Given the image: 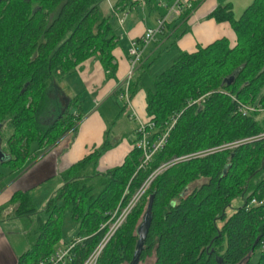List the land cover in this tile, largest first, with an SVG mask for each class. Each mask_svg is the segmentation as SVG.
<instances>
[{
  "label": "trees",
  "instance_id": "1",
  "mask_svg": "<svg viewBox=\"0 0 264 264\" xmlns=\"http://www.w3.org/2000/svg\"><path fill=\"white\" fill-rule=\"evenodd\" d=\"M100 3L0 0V147L6 154L0 163L9 167L8 172L0 170V184L77 130L80 111L78 119L67 110L49 123L52 103L47 90L55 79L76 72L91 57L100 60L109 76L116 75L118 36ZM130 3L136 4L119 0L115 6ZM197 5L185 10L183 18ZM211 17L229 22L236 39L225 36L182 52L155 76L146 112L157 125L156 135L173 114L181 115L147 167L140 168L143 151L133 142L122 164L99 171V158L109 147L105 143L59 174L62 186L49 200L46 218L37 216L34 188L19 190L0 205V221L10 214L36 226L17 264L50 258L61 246L66 218L77 225L75 237L86 238L73 249L68 264H83L105 237L107 230L101 226L109 213L124 195L127 203L163 163L264 133V116L259 117L264 110V0H254L238 19L230 5L219 6ZM138 87L133 81L131 94ZM237 196L244 205L227 217ZM152 197L141 260L155 253V264H254L252 255L260 250L255 264H264V205H250L253 198H264V138L181 160L158 175L98 264H131Z\"/></svg>",
  "mask_w": 264,
  "mask_h": 264
},
{
  "label": "rangeland",
  "instance_id": "2",
  "mask_svg": "<svg viewBox=\"0 0 264 264\" xmlns=\"http://www.w3.org/2000/svg\"><path fill=\"white\" fill-rule=\"evenodd\" d=\"M158 1H156L154 4H157ZM175 1L176 0L169 1L167 10L168 8H171L173 6ZM100 4L104 12L111 16V23L114 26L116 32L120 35L121 29L117 23L118 20L113 16V13L110 12L108 0H101ZM134 5L135 4L130 3L125 8V14L128 13L126 28L130 27L129 25L132 26L133 23L138 22L140 19L142 20L143 18L148 17L149 15L150 6L142 4H137L135 6ZM153 9L155 10V14L159 12V10L155 8ZM121 12L120 13L122 16L123 11ZM125 14L123 15V17L125 16ZM123 45L119 43L116 48ZM147 55H150V51H148ZM175 58L176 55H174L173 52H167V50L164 48L160 58L158 57V59L154 62H152L153 59L150 60L147 65L139 67L134 72L133 80L139 83V87L134 92H132L130 104H128L126 100H121L119 98H117V100L115 99V101L110 97L102 99V96L105 94L103 89L106 87V83L109 82L110 79H115L109 78L104 70L103 82H97L96 87L87 85L84 76L80 73V71L74 72L62 79H55L53 85L47 90V95L49 96L52 103L49 123L54 122L67 110L75 114L74 118L78 119V112H82V109H79V104L74 103L73 101L76 98H80V104L83 105L87 112L86 117L90 116V118L88 117V121L90 119L92 121L88 123V126L86 128L87 131H85V136L90 135L86 138L92 139V145L89 147L88 151H91L93 149L92 146L102 147L106 142L109 146L107 150L103 151V154L99 158V170L105 171L109 168L120 165L123 162L126 154L132 148V139L136 140V122L131 119V115L135 111L142 119H148V115L146 112L147 93L154 88L155 76L166 70L173 63V60ZM92 69L93 70L91 72H95L94 66L92 67ZM116 80L117 79H115V81ZM203 97L199 98L197 101L199 102L203 100ZM95 100L99 101L98 106H95ZM116 101L117 103H115ZM261 111L262 112L259 115L260 118L264 116V110ZM99 118L101 119L102 125L98 120ZM85 121L86 120L83 119L79 123L78 130L76 131L77 136L80 135L82 126ZM6 134L8 136L10 134V131H7ZM69 134H67V136H69ZM67 136H65L52 147L44 150V153L47 150L55 147H60L61 145L65 144ZM255 138H264V133L254 136L250 139H241L235 142L224 143L219 147L211 148L213 150L212 153L217 150L233 149L247 142V140H252ZM33 148H36V144L33 145ZM205 150L207 149L200 150L198 152L202 153ZM199 157L201 158L205 156L200 154L196 158ZM0 170L3 172H8L9 167L0 163ZM57 181V176H55L51 181L45 183V185L39 186V188L33 191L35 203L38 209L37 216H41L43 218L47 217L46 208L48 202L51 199V196H53V194L61 187V184ZM244 202L245 201L242 196H237L226 210L227 217H230L237 208L243 206ZM10 210H12V208ZM10 219L13 220H11V223L6 225L7 229L4 232L7 235L8 244L13 249L15 257L18 258L24 250H27L29 248L30 243L28 240V235L31 233V231L34 230L33 227L35 226V223H31L28 218H15L12 216V218ZM223 222L224 221L219 220V225L222 226ZM76 232L77 225H70L69 219L66 218L63 239L60 245L66 246L67 243L76 235ZM259 255L260 250H257L252 255V262L254 264L257 262ZM155 262L156 255L154 253L153 255L146 257V259L141 260L139 264H155Z\"/></svg>",
  "mask_w": 264,
  "mask_h": 264
},
{
  "label": "crops",
  "instance_id": "3",
  "mask_svg": "<svg viewBox=\"0 0 264 264\" xmlns=\"http://www.w3.org/2000/svg\"><path fill=\"white\" fill-rule=\"evenodd\" d=\"M118 1L119 0H108L110 12H112V6H115ZM134 1L136 3L135 5L142 4L150 6V11L148 17L143 18L142 20L140 19L138 22L133 23L132 26L129 25L130 27L126 28V22L128 18V16L126 15L128 13L125 14V8L127 7V5L125 7H120L121 11H123V15L125 14V23L121 26L117 21L121 29V34L119 35L117 32L116 34L118 36V44L121 43V45H124L114 50V55L116 58L114 60V63L117 64V69L119 68L116 75L109 76L108 71L104 69L103 64L95 57H91L90 59L80 64L76 70V72L80 71V73L84 76L87 85L92 87H96L97 82H103L104 71L109 78L117 79L116 81L115 79H110L109 82L106 83V87L103 89L105 94L102 96V99H106L108 97H110L114 101L115 99L117 100V98L120 99L119 93L125 87L124 82L130 68L129 47L131 41L140 39L147 28L155 27L157 25L159 17L168 12L167 5L171 0H153L152 2H148L147 0ZM156 1H158V3L154 4ZM185 1L198 5L186 18H183L184 13L180 15H177L175 13L170 16L169 23L167 24L166 30L163 35H161L156 42L152 43L147 48V50L150 51V55L148 56V51H146L145 63L142 66L147 65V63L152 59V62H154L158 59V57L160 58L164 48L167 50V52H173V54L177 57L182 52L196 51L200 47L207 46L215 40L225 36L230 38L232 41H235L236 34L231 24L227 21H217L215 18L211 17V13L215 11L219 6L230 5L235 18L238 19L242 16L244 11L254 2V0ZM153 8L159 10V12L155 14V10ZM93 66L95 72H91L93 70ZM132 81L134 80L132 79ZM75 100L78 101L79 107H81L80 109H82L83 112V117L81 118L80 122L83 119L86 120L82 126L80 135L77 136L76 134V131L79 127V122L77 130L74 132H70L65 144L61 145L60 147H55L47 150L45 153L43 152L42 155L35 160H29L17 173L9 177V179L3 184H0V205L7 203L12 198L15 192L19 190H28L31 188H34L35 190L39 188V186L45 185V183L51 181L55 176H57V182H59L62 186V181L59 178L60 173L68 170L73 164L83 159L87 155L93 153L95 150L101 148L92 146L93 149L91 151H88L89 147L92 145V139L86 138L90 135L85 136V131H87L86 128L88 126V123L92 121L91 119L88 121V117L90 118V116L86 117L87 112L83 105L80 104V98H76ZM94 102L95 106H98L99 101L95 100ZM115 103H117V101ZM131 119L136 122V132L137 121L133 118ZM98 120L102 125L101 119L99 118ZM132 142H135V139H132ZM10 209L5 212V215H8L9 212H11ZM13 217L20 218L16 216ZM10 218H12V216L9 214L8 217L0 221V264L18 263V258L15 257L13 249L8 244L7 235L4 232L7 229L6 225L11 223V220H13Z\"/></svg>",
  "mask_w": 264,
  "mask_h": 264
},
{
  "label": "built area",
  "instance_id": "4",
  "mask_svg": "<svg viewBox=\"0 0 264 264\" xmlns=\"http://www.w3.org/2000/svg\"><path fill=\"white\" fill-rule=\"evenodd\" d=\"M193 6L192 3L185 0H176L171 8H168V12L159 17L158 23L155 27H149L146 29L145 33L140 39H135L131 41L129 47V63L130 69L128 75L125 79V87L119 93V97L121 100H126L128 104L131 102V83L133 79L134 72L141 67L145 63L146 51L147 48L154 42L158 40V38L163 35L166 30L167 24L169 23V18L172 14L180 15L185 12V10L191 8ZM121 9L116 6H112L113 16L116 17L119 24L122 26L125 18L123 15L121 16ZM121 12V13H120ZM127 16V15H126ZM204 98V97H203ZM202 98V99H203ZM198 102V101H197ZM180 113H175L171 116L169 121L167 122L166 128L163 132L157 133V125L154 121L149 119H142L137 112L131 115L133 119L137 121V129H136V140L135 147L143 151V160L140 164V168H145L152 161L154 155L164 148L166 145L168 138L170 136L171 131L176 126ZM69 136H67L68 138ZM66 138V141H67ZM213 152L212 149H207L202 153L196 152L189 155L182 156L180 158H174L168 162L163 163L151 176L143 183L140 189L129 199L127 203L124 202V197L118 207L110 212V218L104 224H102L101 229L106 228L105 237L101 240V242L97 245V247L91 252V254L86 258L83 264H98L99 258L103 253L104 248L111 240V238L115 235L118 229L126 222L128 216L133 211V209L138 205L141 201L143 195L150 188L152 181L168 168H170L175 163L190 159L193 157H197L200 154L207 156ZM250 205H264V198L259 199L257 197L253 198L250 202ZM86 238L85 237H73L66 246L58 247L57 251L47 260L41 261L38 264H68L71 262V254L73 249L79 244L82 243Z\"/></svg>",
  "mask_w": 264,
  "mask_h": 264
},
{
  "label": "water",
  "instance_id": "5",
  "mask_svg": "<svg viewBox=\"0 0 264 264\" xmlns=\"http://www.w3.org/2000/svg\"><path fill=\"white\" fill-rule=\"evenodd\" d=\"M5 156H6L5 152L0 147V161L1 162L4 161ZM153 200H154V197H152L148 212L146 216L144 217L143 222L138 228L139 244H138L137 251L135 253V257L133 261L131 262V264H139V262L141 261V254H142L143 247H144V236H145L144 229H146L150 224Z\"/></svg>",
  "mask_w": 264,
  "mask_h": 264
}]
</instances>
